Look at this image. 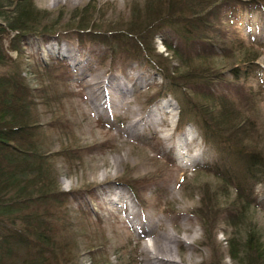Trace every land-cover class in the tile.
Wrapping results in <instances>:
<instances>
[{
  "label": "rangeland",
  "instance_id": "374dc122",
  "mask_svg": "<svg viewBox=\"0 0 264 264\" xmlns=\"http://www.w3.org/2000/svg\"><path fill=\"white\" fill-rule=\"evenodd\" d=\"M32 1L37 10L52 19L61 17L66 23L89 8L94 21L105 30L125 29L131 8L135 3L142 6L146 0ZM220 4L213 26L205 34L209 41L215 37L217 43L203 41L194 48L212 47L218 53L213 64L226 79L209 84L213 92L225 95L235 106L241 96L251 95L256 115L253 111L249 114L258 130L250 132L247 144L251 141V147L257 139L256 147L264 150V0H221ZM164 40L182 54L195 51L173 31L160 30L153 36L155 53L171 58L169 69H184L172 58V52L167 53ZM222 43L231 50L228 57L221 52ZM20 48L18 57L16 52L10 55L17 58L18 70L34 91L44 151L59 189L69 195L64 210L70 241L73 239L71 264H144L142 240L150 242L164 228L183 240L180 246L173 245L178 264H215L213 256L217 255L220 264H235L228 256L226 240L234 233L246 240L249 227L231 228L220 215L212 223L214 237L208 243L194 214L204 200V187L220 183L212 170L222 167L220 159L224 157L206 145L197 124L180 122V106L163 90L165 82L159 70L144 61L127 59L122 53L111 56L102 44L86 42L82 46L75 38L45 41L31 37L22 41ZM239 52L242 57L243 52H249L250 58L257 59L243 63ZM56 60L67 66L68 72L58 75L57 82L47 81L49 77L41 75V69ZM229 62L239 70L237 81L227 69ZM126 88L127 92L118 94ZM98 89L106 94L107 101ZM95 90L103 108L93 104ZM42 93L56 98L55 102L45 101ZM119 100L123 103L116 106ZM150 114L158 118L156 125L146 120ZM136 118L133 133L129 126ZM183 136L187 141L179 148L177 142ZM65 148L66 158L56 155ZM125 180L137 192L126 186ZM252 194L254 202L247 221L264 245V184H254ZM217 195L220 203L227 201L224 194ZM132 207L139 219L150 218L156 223L161 219V226H153L148 233L132 228L128 223L136 221L130 217Z\"/></svg>",
  "mask_w": 264,
  "mask_h": 264
},
{
  "label": "trees",
  "instance_id": "16d2710c",
  "mask_svg": "<svg viewBox=\"0 0 264 264\" xmlns=\"http://www.w3.org/2000/svg\"><path fill=\"white\" fill-rule=\"evenodd\" d=\"M220 2L146 0L142 6L135 3L131 8L125 29L102 30L86 7L66 23L61 17L52 19L37 10L32 0H0V70L8 68L0 73V264L72 262L73 239L70 241L68 214L64 210L69 195L59 189L44 151L34 91L18 70L17 58L10 55L16 52L18 57L21 42L31 37L45 41L75 38L82 46L86 42L102 44L109 48L111 56L122 53L127 59L144 61L159 70L165 82L163 90L180 106V122L197 124L206 145L224 157L220 159L222 167L212 170L220 183L204 187V200L194 213L205 240L213 241L212 223L222 215L231 228L249 227L246 240L237 238L236 233L226 240L229 258L235 264H264V245L247 221L254 202L253 185L264 184V150L256 147L257 139L255 145L250 147L251 141L247 144L250 132L258 130L257 123L250 119L251 111L256 115L251 95L241 96L240 104L235 106L225 95L213 92L209 84L226 79L213 64L218 53L212 47H202L200 51L194 48L195 44L209 41L206 29L213 26ZM160 30L173 31L195 51L182 54L172 43L163 41L167 53L172 52V58L181 62L184 69L170 70L171 58L155 53L151 40ZM214 40L210 44L217 43ZM220 47L228 57L231 50L223 43ZM237 55L243 63L257 59L250 58L249 52H243V57L240 52ZM234 64L227 63V69L237 81L239 70ZM67 72L68 67L57 60L41 69V75H47L51 82H57L58 75L65 76ZM42 94L45 101L56 100ZM56 155L66 158V148ZM123 182L136 191L129 181ZM217 193L224 194L227 201L220 203ZM213 257L215 264H220V255Z\"/></svg>",
  "mask_w": 264,
  "mask_h": 264
},
{
  "label": "bare ground",
  "instance_id": "6f19581e",
  "mask_svg": "<svg viewBox=\"0 0 264 264\" xmlns=\"http://www.w3.org/2000/svg\"><path fill=\"white\" fill-rule=\"evenodd\" d=\"M98 90L101 93V97L103 96L105 98V101H107L106 100L107 99L106 94L102 91V89H98ZM118 92H119L118 94H120V92L125 93V92H127V88L124 89L123 91L118 90ZM94 93L97 95V96L96 95L93 96V94H92L94 106L96 108H99V107L103 108V105L100 103L101 97L98 96L97 90H95ZM113 95H115V94H113ZM108 98H110V97H108ZM108 103H110V99L106 105H108ZM122 103H123V101L119 100L116 102V106H119ZM134 117H136V116H134ZM137 120H138V118H136V120H133L132 124L129 126V128L132 129V130L131 129L130 130L133 133L136 132L135 129L137 128V124H138ZM146 120L149 123L156 125L158 118H156V115L150 114V115L146 116ZM140 121H141V119H140ZM167 138H169L168 140L171 139V137H169V135ZM178 140L179 141L177 142V144H178L179 148L182 147V145L185 144L187 141L186 136L180 137ZM137 216H138L137 212L133 211V207H132L130 217L134 218V220H136V221H133V219H131L132 222H131V220H129L130 222H128V223L131 224L132 228H135L141 232L148 233V232H151V230H153V226L154 227L161 226V224H160V223H162L161 219H158V223H156L155 221L151 220L150 218L139 219ZM142 242H143L142 243V246H143L142 252L143 253L145 252L144 253L145 258L142 259V262H144V264H178V262L176 260L177 258L174 255L175 250H174L173 245L177 244L178 246H180L181 243L183 242V240L180 237L174 236L171 232L168 231V229L164 228L160 234L154 235L150 242H148L147 240H142Z\"/></svg>",
  "mask_w": 264,
  "mask_h": 264
}]
</instances>
